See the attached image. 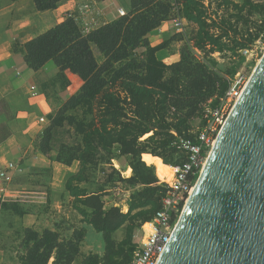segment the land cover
Masks as SVG:
<instances>
[{
    "label": "trees",
    "instance_id": "trees-1",
    "mask_svg": "<svg viewBox=\"0 0 264 264\" xmlns=\"http://www.w3.org/2000/svg\"><path fill=\"white\" fill-rule=\"evenodd\" d=\"M67 1L33 0L36 11L42 13L58 10ZM175 1L180 16L194 26L189 38L174 33L153 47L148 37L172 22V4L168 0H132L127 16L102 27L85 32L69 16L17 46L33 72L54 63L70 96L50 117V125L36 144L38 150L49 154L54 132L66 124L83 138L79 147L58 148L56 159L68 167L80 163L79 173L68 180L66 190L85 224L102 235L105 243L103 257L87 256L81 264L131 262L138 243L126 253L114 234L129 220H142L141 226L151 222L166 195L160 173L156 175L143 162V155L172 158L166 166L183 162L184 155L172 144L179 138L194 140L190 121L199 119L202 128L206 103L215 98L212 108L218 107L229 88L228 81L213 72L210 60L215 54L251 50L264 31V5L255 0ZM172 42L183 44L180 61L167 65L157 54ZM77 111L80 116L70 114ZM116 149L120 158L131 160L128 177H122L112 164ZM94 167L106 174V186L89 191L81 184L88 182L87 171ZM109 184L140 187L130 196L128 213L119 206L108 207ZM13 209L21 216L28 213L18 211L17 206ZM134 212L138 213L132 216ZM19 235V264H49L52 259L53 264H75L81 257L79 243L85 238L80 234L77 239L74 232L72 238L63 239L57 231L33 229Z\"/></svg>",
    "mask_w": 264,
    "mask_h": 264
},
{
    "label": "crops",
    "instance_id": "crops-1",
    "mask_svg": "<svg viewBox=\"0 0 264 264\" xmlns=\"http://www.w3.org/2000/svg\"><path fill=\"white\" fill-rule=\"evenodd\" d=\"M131 2L132 0H69L58 10L42 13L36 11L33 0H0V100L6 93L14 94L18 101L21 95L27 99L26 102H10L7 110L0 111V167L14 163L21 169L14 173L12 182L0 183V235L3 230L17 231L16 234L25 229L34 230L38 215L32 213L28 206L35 203L37 206L51 207L56 203L57 182L62 181L66 189L65 180L68 176H76L80 171L79 162L71 167L57 162L58 148L54 143L49 154L38 150L36 144L56 111L43 105V99L47 97L35 86L33 87L38 93L30 95L32 87L29 88L28 84H34L44 69L39 72L30 70L21 48L17 46L24 45L47 28L63 23L69 16L74 17L85 32L102 27L119 19L120 9L128 14ZM171 23H164L149 35L150 45L157 47L176 33L171 29ZM157 57L171 65L180 61V52L172 55L163 50ZM17 73L21 76L18 77ZM25 88H28L27 93ZM40 119H44V123ZM47 170L52 173L53 180L46 183L49 187L41 182L46 179L43 174ZM61 194L65 193L60 191ZM59 201L57 200L59 206L63 208V201ZM13 206L19 207L20 212L28 213L21 216L14 211ZM86 226L95 232L91 226Z\"/></svg>",
    "mask_w": 264,
    "mask_h": 264
},
{
    "label": "water",
    "instance_id": "water-1",
    "mask_svg": "<svg viewBox=\"0 0 264 264\" xmlns=\"http://www.w3.org/2000/svg\"><path fill=\"white\" fill-rule=\"evenodd\" d=\"M158 264H264V56Z\"/></svg>",
    "mask_w": 264,
    "mask_h": 264
},
{
    "label": "rangeland",
    "instance_id": "rangeland-1",
    "mask_svg": "<svg viewBox=\"0 0 264 264\" xmlns=\"http://www.w3.org/2000/svg\"><path fill=\"white\" fill-rule=\"evenodd\" d=\"M255 1L259 2L261 5H264V0ZM174 15L175 13L172 14V18ZM257 18L261 20L259 17ZM82 26L85 25L82 24ZM170 26L171 29L174 30V24L171 23ZM193 28V25H189L187 27L186 33L182 35L186 38H189ZM82 29L84 30V28ZM263 36L264 31L262 32L261 39L258 42H255V45L251 50H242L236 53L231 52L223 55L215 54L212 60H210L209 64L216 76L222 80L228 81L229 87L239 77H243L247 82H249L259 61L264 56ZM182 46V43L172 42L169 43L166 51L174 55L177 52H180ZM64 82L65 80L61 78L56 66L51 62L49 63V66L44 68L43 73L38 76L37 80L34 81V84H28V87L30 88L35 86L37 89H39V91L44 92L47 98L45 100L43 99V105L47 108H52L53 111H56L54 114L55 116L69 99V94L64 88ZM24 91L27 93L28 88H25ZM36 93L38 92L36 91ZM36 93L33 95H36ZM223 99L224 97L221 98V101ZM15 101L26 102L27 99L21 95L18 101V97H15L14 94L6 93L0 100V111L7 110L9 103H15ZM213 101H215V98H211V102ZM211 102H207L204 108L212 107ZM70 114L72 116H80L81 112H71ZM190 125L195 132H198L199 129H201V121L199 119L190 121ZM53 139L55 147L57 148H60L63 145H67L68 147H79L82 145L83 141L82 136L78 135L76 131L68 124H66L64 128L57 129L54 132ZM143 158V162L147 166L152 167L156 175L165 170L168 167L166 165L172 160V158L162 159L151 154H144ZM130 161L131 160L129 158H120L118 156L117 149L115 150L112 164L114 165L116 171L122 174V177H128L132 174V170L129 168ZM79 167L81 169V165ZM101 167L103 168L104 165H101ZM100 169L101 168L94 167L87 171V177H89V179L87 183L81 184L83 188L89 191H95L101 186H106V174H104ZM130 170L131 174H129ZM105 172L107 174L111 173V169L105 168ZM43 175L46 177V179L41 180V182L45 184V187H49L46 183L53 181L52 173L50 170H47ZM71 177L72 176H68L67 180H65L66 183L71 179ZM116 179L118 180L117 176ZM56 188V191H58V194L55 196L56 203H53L51 207L46 208L44 205L37 206L35 203L28 206L32 213L38 215V220L35 223L34 230L40 233L45 230H55L60 233L63 239L72 238L74 232H76L77 239L80 237V234H85V238L79 243L81 257L75 264H81L85 257L91 255H99L103 257L105 252L103 236L94 232L93 230H90V228L86 226L83 216L74 209V199L72 200L70 198V193L65 189L64 183H62V181L57 182ZM107 188L110 191V196H107L108 198L106 199L108 207L119 206L124 213H128L130 196L134 193H137L140 189L138 186L130 189L127 187V185L123 184L119 186H117V184H109L107 185ZM60 191H63L65 194L60 195ZM57 200L58 202H60L59 200L63 201V208L59 206ZM136 213L138 212H134L132 216ZM141 224L142 220H129V222L122 229L114 234L113 239L118 245H122L121 248L126 253H129L130 247L138 243L137 233ZM5 226L6 225L4 224V229ZM129 231H132L131 234H129ZM16 233L17 231L5 230L4 232L3 230L2 234L0 235V264H19L18 257L19 254H21V249H19L21 247V236H18ZM53 261L54 259H52L49 264H53Z\"/></svg>",
    "mask_w": 264,
    "mask_h": 264
},
{
    "label": "built area",
    "instance_id": "built-area-1",
    "mask_svg": "<svg viewBox=\"0 0 264 264\" xmlns=\"http://www.w3.org/2000/svg\"><path fill=\"white\" fill-rule=\"evenodd\" d=\"M168 1L171 2L173 13H175L172 20L175 32L185 34L189 26L188 22L180 16V8L176 1ZM119 14L122 17L127 16L124 9H120ZM17 76L20 77L21 74L17 73ZM247 83L243 77H239L230 85L218 107H206L204 109L203 127L195 132L196 138L194 140L179 138L172 144L185 158L179 165L168 166L173 170L171 178H159L166 189L162 207L151 222L143 224L138 230V246H136L129 264L159 263L161 256L172 240L183 211L191 195H193L200 175L215 146L214 144H216L218 136L226 125L236 103L241 98ZM35 92V87L29 90L30 95L35 94ZM44 121V119H40L41 123ZM20 171V166L14 163L0 167V183L12 182L14 173Z\"/></svg>",
    "mask_w": 264,
    "mask_h": 264
},
{
    "label": "bare ground",
    "instance_id": "bare-ground-1",
    "mask_svg": "<svg viewBox=\"0 0 264 264\" xmlns=\"http://www.w3.org/2000/svg\"><path fill=\"white\" fill-rule=\"evenodd\" d=\"M172 176H173V170L170 167H168V169H165V170L161 171V173H160V179H164L165 177H170L171 178Z\"/></svg>",
    "mask_w": 264,
    "mask_h": 264
}]
</instances>
